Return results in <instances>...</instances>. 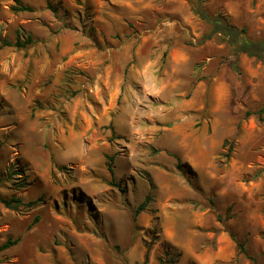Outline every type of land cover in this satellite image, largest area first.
Listing matches in <instances>:
<instances>
[{"label": "rangeland", "instance_id": "1", "mask_svg": "<svg viewBox=\"0 0 264 264\" xmlns=\"http://www.w3.org/2000/svg\"><path fill=\"white\" fill-rule=\"evenodd\" d=\"M52 2L0 0V264H264V60L212 24L264 0Z\"/></svg>", "mask_w": 264, "mask_h": 264}, {"label": "trees", "instance_id": "2", "mask_svg": "<svg viewBox=\"0 0 264 264\" xmlns=\"http://www.w3.org/2000/svg\"><path fill=\"white\" fill-rule=\"evenodd\" d=\"M15 5L13 6L14 11H33L34 8L28 5H25L22 3V0H13ZM53 0H46L47 8L55 11L57 8L53 5ZM196 14H198L202 19L207 20L208 22H211V17L207 13V11L199 4L197 8L195 9ZM214 26V33L221 34L224 39H226L231 45H235V52L238 53H245L248 56H254L259 60H264V42L262 41H251L246 38V29L241 28L238 29L236 27H231L223 22L213 21L212 22ZM209 35L208 37H210ZM207 37V38H208ZM240 41V42H239ZM33 42L32 36L28 35L27 38L24 41L17 40V41H10L6 38H3L0 34V48L1 47H16V48H24L27 47V45H30ZM262 112V111H261ZM261 114V113H260ZM110 167V166H109ZM180 169V167H179ZM111 170V168H110ZM150 196H147L145 198V201L141 203L137 209L136 213L139 214L141 211H143L146 207L148 202L150 201ZM1 202L9 209H17L21 204V200L17 197L12 198H1ZM31 202V204L36 203ZM17 243V240H7L4 244L0 246V250L7 249ZM240 250L244 253L243 247L240 245ZM248 258L251 259L250 256L247 255ZM148 251L145 256V260L143 264L148 263ZM159 264H172L174 260L172 259H165L162 257L158 258Z\"/></svg>", "mask_w": 264, "mask_h": 264}]
</instances>
